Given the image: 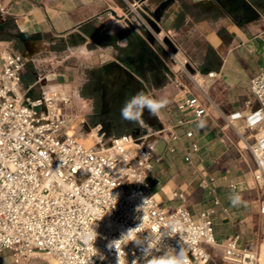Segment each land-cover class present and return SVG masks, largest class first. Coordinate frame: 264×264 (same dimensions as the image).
<instances>
[{"label":"crops","instance_id":"0c3cea01","mask_svg":"<svg viewBox=\"0 0 264 264\" xmlns=\"http://www.w3.org/2000/svg\"><path fill=\"white\" fill-rule=\"evenodd\" d=\"M0 49L25 57L20 89L32 95L44 73L115 66L130 74L138 93L162 105L153 125L161 122L175 133L155 140L149 191L166 207L184 200L194 218L212 209L215 259L228 236L237 235L239 246L256 238L263 217L254 163L240 139L246 130L226 115L257 106L249 82L264 70V0H0ZM188 94L203 104L199 119L177 106ZM0 264L52 261L36 253L16 263L3 248Z\"/></svg>","mask_w":264,"mask_h":264},{"label":"built area","instance_id":"2783aa9c","mask_svg":"<svg viewBox=\"0 0 264 264\" xmlns=\"http://www.w3.org/2000/svg\"><path fill=\"white\" fill-rule=\"evenodd\" d=\"M25 61L0 49V250L8 248L16 263L44 253L53 264H149L171 250H182L188 264L214 261L212 209L194 218L184 200L166 207L148 189L155 140L175 137L170 126L160 122L107 142L96 133L84 142L70 131L65 91L20 89ZM249 91L257 106L226 117L246 130L240 139L254 163L263 224L243 246L237 235L228 236L220 264H264V70L251 77ZM177 106L198 119L204 113L195 94Z\"/></svg>","mask_w":264,"mask_h":264},{"label":"rangeland","instance_id":"374dc122","mask_svg":"<svg viewBox=\"0 0 264 264\" xmlns=\"http://www.w3.org/2000/svg\"><path fill=\"white\" fill-rule=\"evenodd\" d=\"M147 26L151 27L149 24H147ZM98 75L99 72L67 73L64 75L44 73L41 75L42 78L40 82L33 86L31 91L38 94L42 89L46 90L49 89V87L54 88L55 82L64 79L66 83H62V88L58 89L65 91L71 98L73 119L71 121L70 131L84 140V142L92 143L96 133H103V141L107 142L110 138L115 136L134 132L143 133L152 131L155 128L152 121L154 120V114L150 113L148 109L146 117H141L138 121L124 120L121 118L122 107L125 105L126 101L131 99L127 95L122 97L123 99H118V95H116V97L114 96V98L111 99V104L108 107H104L101 104V90L99 89L100 83H98L100 79L97 78ZM103 76L105 78L106 75L104 74ZM195 79L199 83H203L200 76L197 75ZM46 84L51 85L48 86ZM119 102L120 105H117ZM238 127L241 130L243 129L242 121ZM40 254L51 259L44 253ZM35 255L31 258L35 257ZM207 264L220 263L215 259L214 261H209Z\"/></svg>","mask_w":264,"mask_h":264},{"label":"flooded vegetation","instance_id":"af4514ba","mask_svg":"<svg viewBox=\"0 0 264 264\" xmlns=\"http://www.w3.org/2000/svg\"><path fill=\"white\" fill-rule=\"evenodd\" d=\"M104 74L106 75L105 78L103 76ZM97 78L100 79L98 83H100L101 104L104 107H108L111 104V99L114 96L116 97V95H118V99L126 95L132 98L139 92L137 83L133 80L132 76L115 66H110L104 72H99ZM117 105H120V102ZM143 116L146 117V114H143Z\"/></svg>","mask_w":264,"mask_h":264},{"label":"clouds","instance_id":"9594fccd","mask_svg":"<svg viewBox=\"0 0 264 264\" xmlns=\"http://www.w3.org/2000/svg\"><path fill=\"white\" fill-rule=\"evenodd\" d=\"M161 106V103L145 96L143 93H138L126 101L121 109V118L124 120L138 121L145 108L150 113L155 114ZM149 264H188V262L182 250L178 252L171 250L170 254L169 252H165L163 256L152 259Z\"/></svg>","mask_w":264,"mask_h":264},{"label":"water","instance_id":"95a60500","mask_svg":"<svg viewBox=\"0 0 264 264\" xmlns=\"http://www.w3.org/2000/svg\"><path fill=\"white\" fill-rule=\"evenodd\" d=\"M148 24L151 26V28L155 32H159V27L157 26L156 22L154 20H148Z\"/></svg>","mask_w":264,"mask_h":264},{"label":"trees","instance_id":"16d2710c","mask_svg":"<svg viewBox=\"0 0 264 264\" xmlns=\"http://www.w3.org/2000/svg\"><path fill=\"white\" fill-rule=\"evenodd\" d=\"M135 61H136L135 58L130 57V59L127 60V63L130 64V65H132Z\"/></svg>","mask_w":264,"mask_h":264}]
</instances>
